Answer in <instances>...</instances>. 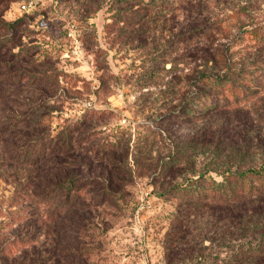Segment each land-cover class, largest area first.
<instances>
[{
    "label": "rangeland",
    "instance_id": "374dc122",
    "mask_svg": "<svg viewBox=\"0 0 264 264\" xmlns=\"http://www.w3.org/2000/svg\"><path fill=\"white\" fill-rule=\"evenodd\" d=\"M28 1L33 9L20 12ZM185 19L215 30L193 54L177 43ZM252 26H264V0H0V54L38 74L0 96V264H178L167 246L179 235L169 236L179 200L163 193L185 168L253 165L264 144V91L198 122L172 113L190 69L215 46L233 62L255 52L233 42ZM66 127L79 139L86 186L83 204L51 220L31 196L66 172L51 161L24 164L18 151ZM191 145L181 174L163 172L173 147ZM185 227L189 236L213 228L204 215Z\"/></svg>",
    "mask_w": 264,
    "mask_h": 264
},
{
    "label": "trees",
    "instance_id": "16d2710c",
    "mask_svg": "<svg viewBox=\"0 0 264 264\" xmlns=\"http://www.w3.org/2000/svg\"><path fill=\"white\" fill-rule=\"evenodd\" d=\"M5 24L11 28L17 26V23ZM183 26L176 38L188 54L197 50L195 45L215 32L211 25H191L189 19L184 20ZM233 42H246L255 52L233 62L227 48L223 47L226 50L221 51V45H217L200 66L190 69L192 76L185 78L186 92L180 99L178 111L172 113L181 124L198 122L220 109L240 108L264 91V26L245 29ZM19 60L12 52L0 54V96L4 94V86L30 76L38 77L37 73L25 70ZM67 128L54 136L41 133L32 150L26 146L18 151L24 164L39 167V164L51 161L50 165L55 169L66 172L61 179L45 180L44 186H37L31 196L38 204L51 208V220L83 204L86 186L82 176L83 154L76 153L80 149L79 139L75 140L74 132L72 134ZM193 147H173L161 166L163 172L176 169L181 174L184 168L178 167L179 158L181 156L182 161V155L186 151L193 152ZM257 149L259 152L251 155L256 157V161L247 168L232 167L220 163L219 159L216 160L219 163L217 170L208 165L197 172L193 167L185 168L189 175L163 193L179 200L180 211L171 219L172 227L176 224L179 227H174L169 236L179 235L175 241L167 240L171 241L167 251L178 260V264H264V144L258 143ZM249 151L250 148L247 149ZM212 171L220 180L211 176ZM106 191L105 195L110 196V190L106 188ZM105 201L102 200V204ZM200 215L210 218L211 231L191 236L180 231L181 227L187 229L185 226L190 220ZM78 253L83 255V250Z\"/></svg>",
    "mask_w": 264,
    "mask_h": 264
},
{
    "label": "built area",
    "instance_id": "2783aa9c",
    "mask_svg": "<svg viewBox=\"0 0 264 264\" xmlns=\"http://www.w3.org/2000/svg\"><path fill=\"white\" fill-rule=\"evenodd\" d=\"M34 7V3L33 1H28L23 3L20 7H19V11L20 12H29L30 10H32ZM69 37H72L71 33H69ZM74 52V51H73ZM76 54V52H74Z\"/></svg>",
    "mask_w": 264,
    "mask_h": 264
}]
</instances>
